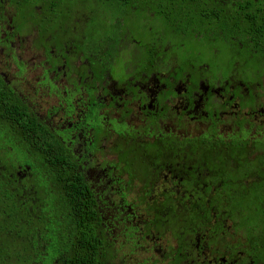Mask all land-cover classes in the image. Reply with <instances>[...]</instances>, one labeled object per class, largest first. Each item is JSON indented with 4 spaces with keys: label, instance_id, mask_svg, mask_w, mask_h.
Returning <instances> with one entry per match:
<instances>
[{
    "label": "flooded vegetation",
    "instance_id": "obj_1",
    "mask_svg": "<svg viewBox=\"0 0 264 264\" xmlns=\"http://www.w3.org/2000/svg\"><path fill=\"white\" fill-rule=\"evenodd\" d=\"M250 182L264 0H0V262L264 264Z\"/></svg>",
    "mask_w": 264,
    "mask_h": 264
},
{
    "label": "trees",
    "instance_id": "obj_2",
    "mask_svg": "<svg viewBox=\"0 0 264 264\" xmlns=\"http://www.w3.org/2000/svg\"><path fill=\"white\" fill-rule=\"evenodd\" d=\"M244 185V184H243ZM262 184L259 183H252L248 186H240L238 189L240 190L239 198L230 197L229 202L230 204H227V208L232 211V214L230 217L232 220H237L239 217H245L246 214H249L250 212L257 209L256 213L261 214L264 212V192L261 188ZM226 188V186H225ZM222 196H220V200ZM228 202V201H227ZM252 205L255 207L252 209L249 208ZM234 209V210H231ZM238 211L239 214L236 213ZM229 212V213H230ZM39 238L36 237L34 241L38 240ZM48 239L49 243L43 247L35 243H26L24 247V254H25V260L24 262H9L7 264H55V258L60 253V246L53 242V232H49L48 237H46L44 240ZM10 242H2L0 241V249H5ZM38 247V248H37ZM41 250V252H40ZM17 251H22V249H18ZM34 256L36 259L33 261L31 257ZM0 264H4L3 262H0ZM58 264H70L66 259L63 257L62 262H59ZM76 264H89L86 262V260H81V262Z\"/></svg>",
    "mask_w": 264,
    "mask_h": 264
},
{
    "label": "rangeland",
    "instance_id": "obj_3",
    "mask_svg": "<svg viewBox=\"0 0 264 264\" xmlns=\"http://www.w3.org/2000/svg\"><path fill=\"white\" fill-rule=\"evenodd\" d=\"M223 50H221V52H222ZM227 58V55H222L221 56V60L223 61V60H225Z\"/></svg>",
    "mask_w": 264,
    "mask_h": 264
}]
</instances>
